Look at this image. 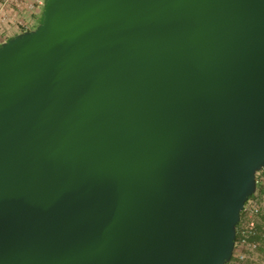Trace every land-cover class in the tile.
<instances>
[{
  "label": "water",
  "instance_id": "water-1",
  "mask_svg": "<svg viewBox=\"0 0 264 264\" xmlns=\"http://www.w3.org/2000/svg\"><path fill=\"white\" fill-rule=\"evenodd\" d=\"M264 167V0H46L0 45V264H228Z\"/></svg>",
  "mask_w": 264,
  "mask_h": 264
},
{
  "label": "built area",
  "instance_id": "built-area-1",
  "mask_svg": "<svg viewBox=\"0 0 264 264\" xmlns=\"http://www.w3.org/2000/svg\"><path fill=\"white\" fill-rule=\"evenodd\" d=\"M46 0H0V45L35 29ZM257 189L246 202L236 227L234 253L228 264H264V167L256 173Z\"/></svg>",
  "mask_w": 264,
  "mask_h": 264
},
{
  "label": "rangeland",
  "instance_id": "rangeland-1",
  "mask_svg": "<svg viewBox=\"0 0 264 264\" xmlns=\"http://www.w3.org/2000/svg\"><path fill=\"white\" fill-rule=\"evenodd\" d=\"M39 25H40V23L36 24V27H38ZM36 27H35V28H36Z\"/></svg>",
  "mask_w": 264,
  "mask_h": 264
},
{
  "label": "trees",
  "instance_id": "trees-1",
  "mask_svg": "<svg viewBox=\"0 0 264 264\" xmlns=\"http://www.w3.org/2000/svg\"><path fill=\"white\" fill-rule=\"evenodd\" d=\"M43 20V19H42ZM42 20H41V22H42Z\"/></svg>",
  "mask_w": 264,
  "mask_h": 264
}]
</instances>
